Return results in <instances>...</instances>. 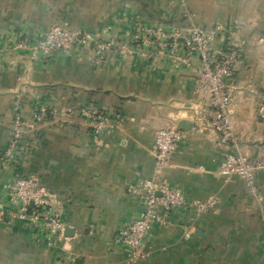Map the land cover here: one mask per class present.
Returning <instances> with one entry per match:
<instances>
[{
    "label": "crops",
    "instance_id": "crops-1",
    "mask_svg": "<svg viewBox=\"0 0 264 264\" xmlns=\"http://www.w3.org/2000/svg\"><path fill=\"white\" fill-rule=\"evenodd\" d=\"M55 22L111 46L32 59L22 45L43 40ZM220 24L232 32L216 46L239 51L231 114L238 149L264 160V0H0V209L17 214L4 185L33 177L59 196L65 227L74 229L46 240L30 218L0 219V264H264V169L255 191L218 174L232 149L195 120L206 103L195 94L200 58L180 69L138 52L145 27ZM40 106L69 116L24 134L4 168L15 109L30 121ZM84 107L120 113L122 127L105 130L98 145L79 115ZM169 128L183 139L160 180L190 206L162 210L166 224L154 225L134 260L119 232L146 212L133 189L154 178L155 134ZM209 200L206 212L191 206Z\"/></svg>",
    "mask_w": 264,
    "mask_h": 264
},
{
    "label": "built area",
    "instance_id": "built-area-1",
    "mask_svg": "<svg viewBox=\"0 0 264 264\" xmlns=\"http://www.w3.org/2000/svg\"><path fill=\"white\" fill-rule=\"evenodd\" d=\"M230 27L223 24L210 30L196 26L181 28L177 26L145 27L140 34L138 52L145 57L156 60L172 61L177 68H190L192 58L198 56L201 67L196 74L195 94L205 99L206 103L195 115L200 131L213 130L220 142L232 149L226 154L219 167L218 174L224 177H240L245 180L248 189L255 190L256 173L264 169V160L252 161L238 149V140L232 123V105L236 86L234 84L235 65L239 51L235 46L220 48L216 42L221 35L230 34ZM95 45L99 54L104 53L111 44L98 43L91 35L73 31L60 23H53L43 40L22 45L32 53V59L50 58L57 51H71L77 47ZM21 46V47H22ZM79 115L86 125L92 129L93 141L100 144V136L107 129H120L124 117L120 113L111 115L91 107L79 110ZM68 111L40 106L30 121L23 118L18 108L15 109L12 137L5 152L3 167L6 168L15 159L16 151L24 134L38 131L50 121L64 122ZM183 139V133L177 128L156 131L152 153L156 160L155 176L144 181L140 187L133 189L142 196L146 203V212L142 218L122 228L118 241L126 245L132 252V258L144 257L142 246L155 224H166L162 210L190 206L185 201L181 190L170 187L161 181L164 171L172 167L171 155ZM12 203L20 211L0 209V219L11 217L30 218L35 227L41 231L46 240L55 235L63 238L65 224L62 220L64 203L59 196L39 185L31 178L14 177L4 185ZM215 202H194L191 206L203 213L213 207ZM30 208H33L30 214Z\"/></svg>",
    "mask_w": 264,
    "mask_h": 264
},
{
    "label": "water",
    "instance_id": "water-1",
    "mask_svg": "<svg viewBox=\"0 0 264 264\" xmlns=\"http://www.w3.org/2000/svg\"><path fill=\"white\" fill-rule=\"evenodd\" d=\"M73 230H74V229H71V228H69V227H66V228H65L66 236H72V234H73Z\"/></svg>",
    "mask_w": 264,
    "mask_h": 264
},
{
    "label": "trees",
    "instance_id": "trees-1",
    "mask_svg": "<svg viewBox=\"0 0 264 264\" xmlns=\"http://www.w3.org/2000/svg\"><path fill=\"white\" fill-rule=\"evenodd\" d=\"M32 211H33V208H30V211H29V213L31 214V213H32Z\"/></svg>",
    "mask_w": 264,
    "mask_h": 264
},
{
    "label": "rangeland",
    "instance_id": "rangeland-1",
    "mask_svg": "<svg viewBox=\"0 0 264 264\" xmlns=\"http://www.w3.org/2000/svg\"><path fill=\"white\" fill-rule=\"evenodd\" d=\"M183 1H185V0H183ZM262 160H263V159H262ZM263 162H264V161H263ZM255 190H256V188H255ZM255 190H254V191H255Z\"/></svg>",
    "mask_w": 264,
    "mask_h": 264
}]
</instances>
